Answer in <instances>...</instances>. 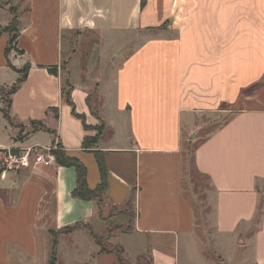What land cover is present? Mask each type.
I'll use <instances>...</instances> for the list:
<instances>
[{
    "label": "crops",
    "instance_id": "crops-1",
    "mask_svg": "<svg viewBox=\"0 0 264 264\" xmlns=\"http://www.w3.org/2000/svg\"><path fill=\"white\" fill-rule=\"evenodd\" d=\"M17 1L7 56L0 34V98L29 69L12 123L0 110V150L59 143L90 189L99 153L106 185L101 211L72 195L73 166L3 171L0 151V264H50L54 233V264L116 260L101 235L127 264H264V0Z\"/></svg>",
    "mask_w": 264,
    "mask_h": 264
},
{
    "label": "trees",
    "instance_id": "trees-1",
    "mask_svg": "<svg viewBox=\"0 0 264 264\" xmlns=\"http://www.w3.org/2000/svg\"><path fill=\"white\" fill-rule=\"evenodd\" d=\"M1 6V3H0ZM9 14L11 16L10 21L6 25H0V34L2 33H7L9 38L8 42L5 46L4 52L5 55L7 56L10 48L13 46L16 38L18 37L19 34V28H20V22L18 19V15L11 9H9ZM13 32V35H12ZM9 66H12L10 63L8 64ZM29 69V64H25L22 68L18 69L17 72L19 73V77L17 78L16 82L9 88L7 91H2L1 92V100L4 103L5 106L0 108V110L3 113V116L7 119L9 123H12V118L9 113V107H10V95L18 88L20 83L26 78L27 71ZM48 72L52 74H57V67L56 66H49L47 67ZM65 86L67 87L66 89L64 88L63 91V97L64 100L72 106L71 98H70V84L68 82H65ZM72 112L75 116H78L74 109H72ZM32 126V131H37L40 129H44V125L40 121H32L31 122ZM87 139V138H86ZM54 142V140H53ZM84 147H87V141L84 140L83 142ZM57 148H54L52 152L54 153L55 156V161L63 166H73L76 170V185L75 188L73 189L72 195L74 197H78L81 199L85 200H90L93 198H99L101 199V191L104 189L106 185V180H105V167L103 165V161L101 160V155L99 153H96L98 162L100 165V171H101V181L97 188L95 189H90L87 185L86 181V168L83 164H81L77 159L67 156L65 152L59 147V143H57ZM78 226L73 225V226H67L63 228L61 231L62 232H70L74 229H76ZM54 239H53V244H52V249H51V257H50V264H54L55 261V246H56V237L55 233L53 234ZM96 238V242L98 245H100V242L98 240V237ZM120 250V253H122V248L117 247ZM108 251H113V249H110ZM104 248H100V252H108ZM118 263L120 264H125L123 260L118 258ZM127 264V263H126Z\"/></svg>",
    "mask_w": 264,
    "mask_h": 264
},
{
    "label": "rangeland",
    "instance_id": "rangeland-1",
    "mask_svg": "<svg viewBox=\"0 0 264 264\" xmlns=\"http://www.w3.org/2000/svg\"><path fill=\"white\" fill-rule=\"evenodd\" d=\"M0 3H1V8H2L3 11L5 10V11H7L9 13V9H11L18 15V19H19V12H20L19 9H20V6H21V2H18L17 0H12V1L11 0L10 1H8V0H0ZM2 10L0 9V16L3 15ZM10 18H11V16H10ZM19 22H20V19H19ZM12 35H13V32H12ZM7 90H9V87H8V89H6L4 91H7ZM3 105L4 106L6 105L5 102L3 103ZM210 129H211V127H210V123H209L208 125H205V127H203L201 130L196 132L193 135L192 139H195L196 137H201V136L206 135L210 131ZM44 137H45V135L43 133H39V135H38V139L39 140H43ZM191 154H192V147L188 146L187 147V158H186V163L187 164H186V166H187V169H188L190 175L192 176V181L196 182L195 183L196 185H201L204 182V178H202V176H200L196 172L194 166L192 165ZM97 201H98L99 208L102 211L101 200L98 198ZM124 210L127 211L128 213H132V210H131V207H130L129 204H126V209H124ZM198 213H199V210H198ZM98 240L100 242V247L101 248H104L106 251H108L110 249H113V252L116 255V260H115V256L114 255H111V257H103L102 258L103 259L102 260L103 263L107 264V263L110 262L111 259H114L115 260L114 264H120V263H118V258H120L126 264V260L124 259L123 254L120 253V250L116 246L112 245L111 243H109L107 241L106 235L98 236ZM71 247H72V245H71ZM68 261H70V260H68ZM138 263L139 264H148V259L146 257H143L142 259L138 260Z\"/></svg>",
    "mask_w": 264,
    "mask_h": 264
},
{
    "label": "built area",
    "instance_id": "built-area-1",
    "mask_svg": "<svg viewBox=\"0 0 264 264\" xmlns=\"http://www.w3.org/2000/svg\"><path fill=\"white\" fill-rule=\"evenodd\" d=\"M53 147L44 148L39 146H29L23 148H3L2 153V170H17L28 167L32 164H42L50 166L55 162Z\"/></svg>",
    "mask_w": 264,
    "mask_h": 264
}]
</instances>
